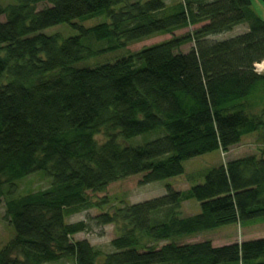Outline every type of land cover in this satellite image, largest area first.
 <instances>
[{
  "label": "trees",
  "instance_id": "1",
  "mask_svg": "<svg viewBox=\"0 0 264 264\" xmlns=\"http://www.w3.org/2000/svg\"><path fill=\"white\" fill-rule=\"evenodd\" d=\"M0 17V203L14 233L0 264H264V238L219 247L179 242L264 221V146L209 169L187 191L168 187L111 210L108 197L90 196L139 174L141 185L180 176L185 161L227 153L245 136L261 133L264 142V74L254 71L264 60V19L249 0H12L0 4ZM95 17L104 21L81 24ZM243 24L244 33L212 39ZM57 25L76 34L41 33ZM36 172L48 187L16 195ZM187 201L199 213L183 216ZM93 209L87 221L67 222ZM109 225L116 236L108 253L73 239Z\"/></svg>",
  "mask_w": 264,
  "mask_h": 264
},
{
  "label": "rangeland",
  "instance_id": "2",
  "mask_svg": "<svg viewBox=\"0 0 264 264\" xmlns=\"http://www.w3.org/2000/svg\"><path fill=\"white\" fill-rule=\"evenodd\" d=\"M167 1V0H166ZM176 1V0H175ZM251 3V9L259 19H264V2L261 0H249ZM12 0H0V4H10ZM166 4H171L167 1ZM3 17H0V21ZM102 17H95L93 19L82 22L84 27H92L98 23L103 22ZM193 28L186 30H180L174 32L172 35H162L147 38L139 43L128 46L125 50H118L103 54V56L92 58L89 61L87 67H93L99 64L114 63L115 61L125 57L128 51L135 52L143 48L161 43L170 39L172 36L179 37L187 32H190ZM247 31L246 24L235 27L231 32L212 37V39H228L244 33ZM41 33L45 35H60L63 38L74 36L76 32L67 25H57L54 27L47 28ZM192 44H187L181 48L182 52H187L191 48ZM100 57H104L100 59ZM264 61V60H263ZM262 61V62H263ZM85 63V62H84ZM254 71L257 74H264V70L258 72L254 66ZM255 104H258V100L254 99ZM260 104V103H259ZM253 108L254 113L259 111L260 105ZM98 142H103L104 138L102 135L96 136ZM138 140V139H137ZM136 140V141H137ZM264 146L263 136L261 133L245 136L241 139L240 143L231 147L227 153L221 151H214L205 155L198 156L196 158L187 160L183 163V174L174 178L165 179L162 181L152 182L146 185H141L142 175H135L127 179L118 181L109 185L105 192L100 194H90L93 200L108 197L111 202V207H106L105 210H111L121 204H135L148 200H152L163 196L166 193L168 187L175 191H187L194 185L202 184L204 174L211 168L217 167L221 164H225L228 160L243 157L250 154H254L259 148ZM41 175V176H39ZM43 173L36 172L23 179L17 184V194L23 195L25 193L35 192L46 189L48 187V181L42 178ZM97 210H90L75 214L67 219L68 223H76L79 221H87L88 218L97 215ZM181 213L183 216H192L199 213L198 203L194 201H187L182 204ZM5 208L4 203H0V249L5 245L10 238L13 236V230L4 218ZM116 232L113 226L105 227H92L89 233H80L73 237L76 240H86L91 246L108 253L111 250L110 242L115 238ZM264 238V221L252 222L245 226L239 225H228L220 227L210 231H204L196 235L185 237L180 239V243H196L201 241H210L214 247L229 245L232 243H240L242 241H248L252 239ZM165 244L162 242L161 245ZM52 264H74L70 259H63L59 262Z\"/></svg>",
  "mask_w": 264,
  "mask_h": 264
},
{
  "label": "bare ground",
  "instance_id": "3",
  "mask_svg": "<svg viewBox=\"0 0 264 264\" xmlns=\"http://www.w3.org/2000/svg\"><path fill=\"white\" fill-rule=\"evenodd\" d=\"M255 67H256V70L258 72L263 71L264 70V61L262 63H260V64H256Z\"/></svg>",
  "mask_w": 264,
  "mask_h": 264
},
{
  "label": "crops",
  "instance_id": "4",
  "mask_svg": "<svg viewBox=\"0 0 264 264\" xmlns=\"http://www.w3.org/2000/svg\"><path fill=\"white\" fill-rule=\"evenodd\" d=\"M165 1V3L167 2V1H170V3H173V2H175V0H164ZM177 1V0H176ZM179 1V0H178Z\"/></svg>",
  "mask_w": 264,
  "mask_h": 264
},
{
  "label": "built area",
  "instance_id": "5",
  "mask_svg": "<svg viewBox=\"0 0 264 264\" xmlns=\"http://www.w3.org/2000/svg\"><path fill=\"white\" fill-rule=\"evenodd\" d=\"M256 68V67H255Z\"/></svg>",
  "mask_w": 264,
  "mask_h": 264
}]
</instances>
